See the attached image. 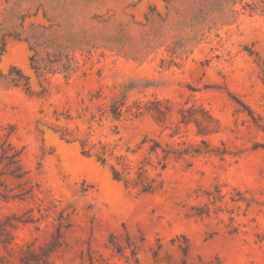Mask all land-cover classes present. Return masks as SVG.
Masks as SVG:
<instances>
[{
	"label": "rangeland",
	"instance_id": "374dc122",
	"mask_svg": "<svg viewBox=\"0 0 264 264\" xmlns=\"http://www.w3.org/2000/svg\"><path fill=\"white\" fill-rule=\"evenodd\" d=\"M8 145L0 264H264V0H0Z\"/></svg>",
	"mask_w": 264,
	"mask_h": 264
},
{
	"label": "trees",
	"instance_id": "16d2710c",
	"mask_svg": "<svg viewBox=\"0 0 264 264\" xmlns=\"http://www.w3.org/2000/svg\"><path fill=\"white\" fill-rule=\"evenodd\" d=\"M31 61L33 62V59H31ZM12 71H14L16 73L14 75H11V73H9L8 81L14 86H22V87L26 88L27 87V77H25L20 72V70L17 69L15 66L11 67V72ZM122 105H123V103H119V102H115L113 105H111L110 112L115 118L120 116ZM146 140H147V138L145 137L143 139V142ZM86 146H87L86 141H83L82 153L85 155H89L91 148H92V145H90L88 147H86ZM157 148H158V145L156 142H154L153 145H150L149 152H154L157 150ZM106 152L107 151H106L105 145H101L100 149L95 151V156H96L97 160H99L101 163L105 162ZM161 152H162V155H161V158L158 161V163L160 164V167L163 170L166 167V158H167L170 151L165 150V149H161ZM184 152H185V150H182V151L175 152L174 154L176 155V157H179ZM2 160H6V162L3 164V167L9 169V174L12 175L13 177L22 178L25 175V171L22 170V167L19 164V152L13 151V147H11L10 145H8L7 148L2 149V156H0V165L2 164ZM145 172H146V169L144 168V166L139 167L138 172H137V177L139 178ZM2 173L3 172H0V174H2ZM111 173H112L113 179H115V180H123L125 184L129 183V181H130V178L124 177L123 172L119 171L114 166H111ZM155 182H156V179H154V178H149V179L143 181L141 184V190L143 192L153 191V189L155 188V185H154ZM160 185H161V182H159V186ZM0 236H3V233H0ZM4 236H5V240H1V242L10 239V236L7 232L4 233ZM109 242L112 244V246L116 252L121 253L123 247L121 246V244L118 241H116L115 235L111 236V239ZM58 246H59V243L57 241H52V242L40 247L37 252L30 251L27 254L23 255L22 257H20V262L22 264H52V262L50 260V254ZM130 246L134 247L131 250L132 255H134L135 254V243L132 242ZM136 263H137V261H136Z\"/></svg>",
	"mask_w": 264,
	"mask_h": 264
}]
</instances>
